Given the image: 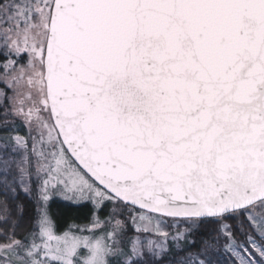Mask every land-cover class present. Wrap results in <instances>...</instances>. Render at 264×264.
Returning a JSON list of instances; mask_svg holds the SVG:
<instances>
[{
    "label": "snow or ice",
    "instance_id": "obj_1",
    "mask_svg": "<svg viewBox=\"0 0 264 264\" xmlns=\"http://www.w3.org/2000/svg\"><path fill=\"white\" fill-rule=\"evenodd\" d=\"M0 59V193L36 203L0 264H264V0H0ZM57 195L110 211L60 233Z\"/></svg>",
    "mask_w": 264,
    "mask_h": 264
},
{
    "label": "rangeland",
    "instance_id": "obj_2",
    "mask_svg": "<svg viewBox=\"0 0 264 264\" xmlns=\"http://www.w3.org/2000/svg\"><path fill=\"white\" fill-rule=\"evenodd\" d=\"M0 87H3V85H0ZM21 134H23V129H21ZM25 199L26 198L23 195H21L20 199L18 201H12L9 198L5 197L2 193H0V209H2L5 204H7L8 207L13 211V218L17 219L18 217H16V215H15V206L17 203L23 204ZM28 200H30V202H32L33 206H35V208H36V203H35L34 199H28ZM53 203H55V205L57 203H61V204H64L65 206H76V207H79L81 209V212L79 211L77 214V219L81 218V220L80 219L79 220H73V221L67 223L66 225H64L63 227H59L58 223L55 221V223L57 225V230L60 233L67 230L69 228V226H79L81 228L86 227V226H90L92 218L94 215H99L103 218V217L107 216V214L110 211V207H109V208H105V209H103V211L97 213L94 209V205L89 201H74V200H69L65 197L57 195V196L53 197L49 201V204H48V210H49V213L52 216V218H53V212L51 210V206ZM24 210H25V208H24ZM125 215H127V214H125ZM34 217L36 218V216H34ZM34 217L32 218V221H30L29 219H26L25 217L23 218V220L20 221L21 227L17 230L18 237H22L23 235H25L29 231H31V229L35 223ZM0 230H2V226H0ZM169 231H173V229L170 228ZM130 235H134V233L130 232ZM3 242H4L3 238L0 237V243H3Z\"/></svg>",
    "mask_w": 264,
    "mask_h": 264
},
{
    "label": "trees",
    "instance_id": "obj_3",
    "mask_svg": "<svg viewBox=\"0 0 264 264\" xmlns=\"http://www.w3.org/2000/svg\"><path fill=\"white\" fill-rule=\"evenodd\" d=\"M4 61L0 59V64H2ZM25 212H24V217L26 219H29L32 221V218L36 216V208L33 206V203L30 202V200L25 199L23 202ZM51 210L53 212V219L58 223L59 227H63L67 223L73 221V220H81V218L77 219V214L81 209L76 206H65L64 204L55 203L52 204ZM35 218V217H34ZM229 223H234L233 221H229ZM215 227V226H213ZM203 231V229H202ZM195 251V250H193ZM221 259V264H231V258L228 256L227 253H223L220 257Z\"/></svg>",
    "mask_w": 264,
    "mask_h": 264
}]
</instances>
